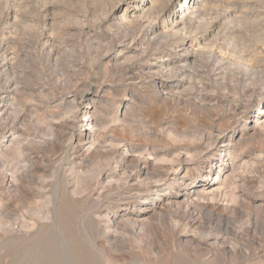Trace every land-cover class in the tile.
I'll return each mask as SVG.
<instances>
[{
    "label": "rangeland",
    "instance_id": "rangeland-1",
    "mask_svg": "<svg viewBox=\"0 0 264 264\" xmlns=\"http://www.w3.org/2000/svg\"><path fill=\"white\" fill-rule=\"evenodd\" d=\"M49 263L264 264V0H0V264Z\"/></svg>",
    "mask_w": 264,
    "mask_h": 264
},
{
    "label": "bare ground",
    "instance_id": "bare-ground-1",
    "mask_svg": "<svg viewBox=\"0 0 264 264\" xmlns=\"http://www.w3.org/2000/svg\"><path fill=\"white\" fill-rule=\"evenodd\" d=\"M184 42H185V41H184ZM184 42H183V43H184ZM181 43H182V42H181ZM13 91H14V90H13ZM10 94H11V93H10ZM3 110H4V109H3ZM4 111H5V110H4ZM1 113H2V112H1ZM3 113H4V112H3ZM37 152H38V151H37ZM65 219H66V218H65ZM62 222H63V221H62ZM66 230H67V229H66ZM69 230H71V229H69ZM67 231H68V230H67ZM68 232H69V231H68ZM71 232H72V231H71ZM66 234H68V233L66 232ZM71 235L73 236V234H70V236H71ZM75 235H76V234H75ZM67 236H69V235H67ZM70 236H69V237H70ZM74 237H75V236H74ZM72 241H73V240H72ZM76 241H77V240H76ZM72 244H73V243H72ZM74 244H75V243H74ZM76 244H78V243H76ZM78 245H79V244H78ZM70 246L72 247V245H70ZM73 247H74V245H73ZM77 247H78V246H77ZM77 247H76V248H77ZM79 248H80V247H79ZM52 250H53V249H52ZM79 250H82V249L80 248ZM73 251H74V250H73ZM57 252H58V251H57ZM81 252H82V251H81ZM75 253H76V252H75ZM90 253H91V252H90ZM88 256H89V255H88ZM88 256H87V257H88ZM49 258H51V257H49ZM52 259H53V258H52ZM51 263H52V262H51ZM49 264H50V263H49ZM58 264H59V263H58ZM91 264H92V263H91ZM93 264H94V263H93Z\"/></svg>",
    "mask_w": 264,
    "mask_h": 264
}]
</instances>
